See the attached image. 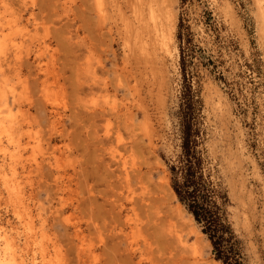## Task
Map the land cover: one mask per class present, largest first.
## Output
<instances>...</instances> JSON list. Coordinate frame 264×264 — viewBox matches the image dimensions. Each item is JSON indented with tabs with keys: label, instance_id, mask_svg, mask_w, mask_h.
Listing matches in <instances>:
<instances>
[{
	"label": "rangeland",
	"instance_id": "obj_1",
	"mask_svg": "<svg viewBox=\"0 0 264 264\" xmlns=\"http://www.w3.org/2000/svg\"><path fill=\"white\" fill-rule=\"evenodd\" d=\"M116 1L128 17L123 0H0L3 102L19 128L16 145L0 139V160L11 159L6 175L35 188L34 211L57 223V238L67 233L74 245L71 224L77 225L86 256L76 259L66 239L61 262L171 264L139 197L156 200L163 181L172 190L170 168L179 165L188 127L200 175L226 196L215 198L242 264H264V38L256 21L264 0H169L170 6L164 0L175 12L174 54H160L164 81L156 68L154 79L148 67L139 68L136 89ZM39 175H49L41 189ZM0 209L6 220L9 213ZM58 214L67 216L62 224L70 230L58 225ZM190 227L205 244L193 218ZM213 260L209 242L198 264Z\"/></svg>",
	"mask_w": 264,
	"mask_h": 264
},
{
	"label": "bare ground",
	"instance_id": "obj_2",
	"mask_svg": "<svg viewBox=\"0 0 264 264\" xmlns=\"http://www.w3.org/2000/svg\"><path fill=\"white\" fill-rule=\"evenodd\" d=\"M167 1H169V0H167ZM167 1L165 3L166 4L168 3V6H170L169 5L170 1L169 2H167ZM123 2H125L123 4L129 8L130 14L128 17H126L124 15V12L122 11L123 9H121L119 2L116 1V4L114 5V9L116 10V15L119 18L118 21H120V26L122 29L120 31L119 30L120 28H118V30L120 32H122L123 40H121V42H124L126 50H127V54L129 56V59H130V66H131L130 69L131 70H129L130 71L129 75H130V77H132V79L134 81L133 82L134 88L136 89L137 75H141L140 74L141 71H139L140 70L139 68H143V67H144V69H142V71L146 70L145 67H148L147 69H150L152 77L150 76L149 78L154 79V77H153L154 75L158 76V74H161V75H159L160 76L159 78H161L164 81V78H165L163 76V73H164L163 70L164 69L162 70V68H161L162 67L161 64L162 65L164 64V63H162V58H161L163 55L160 57V54L165 53L164 55H166V56H168V55L173 56V54H174V49H173V47L171 48L170 46H171V43H174V42H172V39L175 37L173 34L174 20H175V17L173 14H175V12L172 14L173 11L171 12L170 10L166 9L167 6H165V4L163 5L164 0H161V2H160V0H159V2H158V0H123ZM255 2L258 4L259 0H256ZM256 9H257L256 10L257 31H258V34L260 35V37L264 38V15H263L262 10L259 6ZM228 10L230 11L231 9L229 8ZM112 18H113V16H112ZM112 20H114V19H112ZM113 22H115V21H113ZM261 42H263V41H261ZM127 54H125L126 58H127ZM165 57H163V58H165ZM164 66L165 65H163V68H164ZM155 68L157 70H159L158 74L154 73V71L156 72ZM3 85L4 84L2 83V81L0 79V139H1V137H5L6 141H8L10 144L16 145L17 139H18V138L16 139V136H15V130H16L15 128L16 127H14L15 125H13L12 122L8 121L9 120L8 119V113H5L6 105H5V101L3 102V95H2V93H4V92H2ZM132 87H133V85H132ZM148 89H150V88H148ZM213 91H214V89H213ZM213 91H212V93H213ZM215 91H214V93H216ZM217 93H219V92H217ZM17 96H15L13 98V100ZM216 97H219V96L217 95ZM220 98L218 99L219 101H220ZM17 99H19V97H17ZM222 99L223 98H221V100ZM211 100H212V98H211ZM14 103L15 102L13 101V104ZM215 103H216V101H215ZM8 104H10V103H8ZM7 106H9V105H7ZM19 109H20V107H19ZM19 109H18V111H19ZM19 114L22 115V113H17V115H19ZM15 115H13V116H15ZM20 115L17 116L18 119L22 118ZM25 117H24V120H25ZM29 118H30V116H29ZM24 120L22 119L23 122H24ZM12 121H13V119H12ZM19 122H21V120ZM27 124H28V121H27ZM18 125L20 126V123ZM28 130H29V128H28ZM18 132H16V133H18ZM25 133H27V132H25ZM18 134H20V133H18ZM25 136L32 138V136H30V134H26ZM21 140H22V138H21ZM29 145L30 144H28V146ZM18 146H16V147H18ZM33 146L35 149V145H33ZM25 149H26V147H25ZM36 149H37V147H36ZM37 151H40V150L38 149ZM15 152H17V151H15ZM15 152L13 150L14 154L11 153V156L18 155V153L16 154ZM31 152H33V150ZM34 153H32V154H34ZM3 154H4V152H3ZM7 155H9V154H7ZM17 158H19V157H15V160ZM31 159H30V161H31ZM10 160L11 159H9V162L6 158L5 159L3 158L0 160V208H4V211L9 213V215H10L6 220L1 218L2 215L0 216V264H67L69 259H68L67 263H65V262H61L59 260V258L63 252L62 245H61L62 240H63V242H62L63 246L66 247L65 245H67L69 243L70 237L68 239L67 233H66V235H65L66 237L65 236L64 237L66 239H68L69 241L65 242L66 239H60L58 237L60 239L59 240L56 237L57 233L56 234L54 233V229H55V227H57L56 226L57 223H53V221L50 220L48 217H45V216L41 215L39 212L36 213L34 211V207L32 206V201L36 197L37 192H35V188H33V187L26 188L25 184L22 183V181L18 180L16 175H6L5 166L8 165L10 168V166H11ZM30 161L27 159V164H28V162L30 163ZM253 164H255V163H253ZM20 169H21V167H20ZM37 171H38V169H37ZM9 174H10V172H9ZM44 176H46V175H44ZM48 176L49 175H47L46 177L48 178ZM43 177H42V175H39L40 179ZM36 179H37V177H36ZM44 179H41L42 180L41 182L37 180V182L40 183V184L38 183L37 188H39V185L42 186V184H43L42 182ZM46 180H44V181H46ZM27 183L29 186H31L33 182L31 183V182L27 181ZM127 184H130V183H127ZM56 185L60 191L63 190V184L57 183ZM156 186L158 187V188L156 187V189H158V193H157V190L155 189L156 190L155 193H157L156 194L157 197L155 198L156 200L149 202V203L145 202L144 199H142L143 197L145 198V196L143 195L144 192H142L143 196L142 197L140 196L141 198L139 197V199H141V201H143L145 204H148L146 206H144V204H143V206H144L143 208H147V209H144L145 212H147L146 215L148 214L147 215L148 217L153 218V220L150 219V222L152 223L153 235L155 236L156 240L159 243H161V247L163 248V251L165 253H167L168 261L171 264H178V263L179 264H198V259L201 258V256H203L205 246H209V241L207 239H205V244H204V242L202 243V240L200 239V237L194 234V232H195L194 228L190 227V222L192 221V217L188 214V212H186L184 210V208L180 204H178V203H176L175 205L173 204V200H175V196H174V193L172 192V190L170 189V187L168 186V188H167L166 182L163 181L161 183H158V185H156ZM141 187H142V184H141ZM39 189H41V188H39ZM128 189L130 190V188H128ZM141 189H143V188H141ZM37 191H38V189H37ZM54 192H55V190H54ZM146 192H147V190H146ZM144 194H146V193H144ZM48 197H50V196H47V198ZM150 199L153 200V198L149 197L148 200L150 201ZM133 200L134 199L129 197V201H130V203H132V212H134V215L136 216V218H138V220H140L138 217V214H137V209L134 207V202H132ZM60 204H61V202L59 203V205ZM0 211H1V209H0ZM57 212L62 214L63 210L58 209ZM61 214H60V216H61ZM56 217H57V215H56ZM62 217H64V216H62ZM5 218H6V216H5ZM52 218H55V217H52ZM57 219H59V214H58ZM58 221H59L58 225L62 229H64V230L69 229L70 230L69 227H66V226L64 227L65 224L69 223V219L67 218V216L62 218V219H59ZM62 223H65V224H62ZM64 230H63V234H65ZM71 234L75 238L76 242L73 245V244H71V241H70V243H69L70 247H73V246L75 247L74 253H76V259L78 258V260H80L83 256H86V254L85 255L83 254L82 249L79 245V242L81 241V237H80V232H79L76 224H73V223L71 224ZM83 235H84V233H83ZM193 235H195V238L191 242H189V239ZM88 241H91V239ZM147 242L148 241L144 242V244L146 245ZM72 243H73V241H72ZM69 244H68V247H69ZM150 245H148L147 247H149ZM82 246L84 247V245H82ZM66 249H67V247H66ZM70 250L68 249L69 252H70ZM86 250H87V248H86ZM65 251H67V250H65ZM65 251H64V256H68V258H70L73 255V254L72 255H66L65 253H67V252H65ZM73 251L74 250H72V252ZM84 251H85V249H84ZM69 252H68V254H69ZM72 252H70V253H72ZM89 255L91 256L92 254H89ZM65 258L67 259V257H65ZM72 259L76 260L75 258H72ZM89 263H91V262H89ZM205 264H221V263L216 261V260H213V262L207 261V262H205Z\"/></svg>",
	"mask_w": 264,
	"mask_h": 264
},
{
	"label": "trees",
	"instance_id": "obj_3",
	"mask_svg": "<svg viewBox=\"0 0 264 264\" xmlns=\"http://www.w3.org/2000/svg\"><path fill=\"white\" fill-rule=\"evenodd\" d=\"M189 129L187 127L183 131L179 165L170 168L171 188L178 202L210 242L213 258L222 264H242L238 239L224 218L221 203L218 204L215 198L219 196L225 201L226 196L214 190L200 175V159Z\"/></svg>",
	"mask_w": 264,
	"mask_h": 264
}]
</instances>
